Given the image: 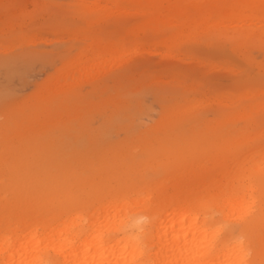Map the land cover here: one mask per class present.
Listing matches in <instances>:
<instances>
[{"label": "rangeland", "instance_id": "obj_1", "mask_svg": "<svg viewBox=\"0 0 264 264\" xmlns=\"http://www.w3.org/2000/svg\"><path fill=\"white\" fill-rule=\"evenodd\" d=\"M157 2L149 16L146 0H0L1 230L18 224L25 190L28 202L67 204L57 220L93 218L112 196L156 204L168 194L219 228L218 241L239 231L221 204L263 161L264 108L255 127L243 109L264 105V37L229 21L180 34V17L196 5L209 15V2ZM248 23L264 29V17ZM237 138L220 156L218 143ZM254 195L256 213L264 198ZM245 235L250 262L264 264V219Z\"/></svg>", "mask_w": 264, "mask_h": 264}, {"label": "bare ground", "instance_id": "obj_2", "mask_svg": "<svg viewBox=\"0 0 264 264\" xmlns=\"http://www.w3.org/2000/svg\"><path fill=\"white\" fill-rule=\"evenodd\" d=\"M127 1L136 3L141 0ZM146 1L147 5L155 8L149 16H157L160 12L157 9L158 0ZM207 1L212 8L209 15L198 16L200 9L196 5V14L189 18L180 17L185 21L178 26L180 34L185 31H216L223 29L226 21H229L235 24L233 27L238 33H256L260 38L264 37V29L256 31L248 23L251 18L264 17V0ZM170 23L169 20L167 28L171 26ZM83 65L80 62L77 68L79 80L84 78L86 64ZM94 71L91 69L89 73L92 75ZM257 100L253 99L243 109L247 127L258 125L257 119L264 105ZM238 140L219 142L220 156L227 158L225 149H230ZM192 143L196 145L198 141ZM261 156L263 161L254 162L256 176L248 178L245 189L241 190L238 185L231 186L228 196L222 200L221 206L227 210V215L243 223L238 232H229L222 241H218L219 228L212 229L207 220L200 222L197 213L191 211L190 203L177 201L168 194H164L156 204L137 199L129 201L123 195L112 196L94 207L92 214L97 216L93 218L78 215L57 220L56 217L68 209L67 204L57 206L55 202L58 199L55 198L53 203H43L42 200L28 202L23 190V197L14 204L18 224L14 226L9 220L4 230L0 229V264H257L250 262L245 233L254 231L259 220L264 219V202L259 212L254 213L253 209L257 198L254 193L264 198V154ZM15 185H19V181ZM64 196H68L67 193ZM137 205L141 207L138 211H144V214L129 218L124 215L126 210L137 213ZM199 205L201 210L205 206ZM24 207L27 209L24 214L27 211L28 215L18 212ZM35 211L41 214L38 219L32 215ZM49 214L51 218L47 216ZM85 220V223L82 222ZM119 229L122 236L111 233ZM153 237L156 240H152ZM255 255L258 258V253Z\"/></svg>", "mask_w": 264, "mask_h": 264}]
</instances>
